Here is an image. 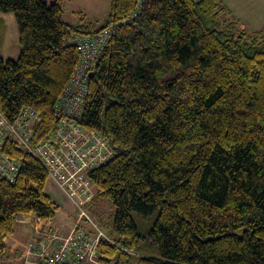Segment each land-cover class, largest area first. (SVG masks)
I'll return each mask as SVG.
<instances>
[{
  "label": "trees",
  "instance_id": "obj_1",
  "mask_svg": "<svg viewBox=\"0 0 264 264\" xmlns=\"http://www.w3.org/2000/svg\"><path fill=\"white\" fill-rule=\"evenodd\" d=\"M59 1L0 0L21 48L17 60L0 54V111L13 121L35 109V141L51 133L52 107L79 62L71 34L113 25L82 123L115 155L88 175L116 210L115 241L148 255L137 264H264V30L239 31L223 0H111L99 27L67 23ZM5 145L22 169L14 184L0 179V256L17 216L58 210L45 169ZM134 213L150 221L144 233ZM100 245L104 264H132Z\"/></svg>",
  "mask_w": 264,
  "mask_h": 264
},
{
  "label": "built area",
  "instance_id": "obj_2",
  "mask_svg": "<svg viewBox=\"0 0 264 264\" xmlns=\"http://www.w3.org/2000/svg\"><path fill=\"white\" fill-rule=\"evenodd\" d=\"M113 29L112 25L99 33L71 34L67 44L79 51V62L52 107L57 123L51 133L35 141V127L42 123L35 109H23L13 121L0 111V179L14 184L21 172V163L5 152V144L13 142L38 161L47 178L62 189L74 208V225L69 231L52 217L47 220L32 214L16 217L15 223L31 225L37 237V241H31L26 248V264L31 258L37 264H104L109 260L100 249L101 243L133 255L104 234L86 209L95 197L89 173L115 157L107 137L82 123L90 73H94L99 64ZM85 226L91 230L84 229Z\"/></svg>",
  "mask_w": 264,
  "mask_h": 264
},
{
  "label": "rangeland",
  "instance_id": "obj_3",
  "mask_svg": "<svg viewBox=\"0 0 264 264\" xmlns=\"http://www.w3.org/2000/svg\"><path fill=\"white\" fill-rule=\"evenodd\" d=\"M43 1L48 5H52L53 2L57 0ZM59 3L63 10V20L72 25H88L92 23L99 27V23H102L109 15L111 7V0H61ZM236 4H241L246 11L249 9V14L252 13V9L258 13L264 10V3H262V0H236ZM235 12V16L245 19L246 21L242 20V22H246L249 26L245 34L248 36L255 34L252 28L256 25L251 19L252 15L243 13L242 9H238V11L236 10ZM253 15L255 18V14ZM262 29L264 30V28ZM260 30L261 29H259V31ZM18 37L19 29L14 14L12 12L0 13V54L4 60H17L20 57L21 48ZM92 188L96 194V188H94L93 185ZM45 190L58 207L55 213L59 223L65 231L71 230L75 220L74 208L71 201L66 197L62 189L57 188L51 179L48 180ZM86 209L104 234L113 239L117 238V236L112 233V220L116 210L108 199L95 196L93 200L86 205ZM133 216L139 232L144 233L148 229L150 221L137 213H134ZM15 226L14 233L8 237L7 250L0 256V264H26V248L31 241H37V237L33 235L31 231V225H20L16 223ZM84 229L91 230L89 226H85ZM132 254V264H137V259L139 257L148 256L140 254L138 250H134ZM29 260L28 264H37L35 259L31 258Z\"/></svg>",
  "mask_w": 264,
  "mask_h": 264
},
{
  "label": "crops",
  "instance_id": "obj_4",
  "mask_svg": "<svg viewBox=\"0 0 264 264\" xmlns=\"http://www.w3.org/2000/svg\"><path fill=\"white\" fill-rule=\"evenodd\" d=\"M196 1H201V0H196ZM223 3H224V5L226 6V7H228V8H230L231 9V11H232V13H233V15L235 16L236 15V10L238 11V9H242V12L243 13H245V14H249L248 13V11H249V9L246 11L245 9H244V7H242V5L241 4H236V0H223ZM262 3H264V0H262ZM252 16H251V19H252V21L255 23V25L256 26H254L253 28H252V30H254L255 32H257V31H259V29H262V28H264V10H262V12H260V13H258L257 11H255V10H253L252 9V13H250ZM249 14V15H250ZM253 14H255V18L253 17L254 15ZM236 17V16H235ZM236 19H238V20H240V25H239V27H238V30L239 31H242V32H247V29H248V25H247V23L246 22H242V20H244V21H246L245 19H243L242 17H239V18H237L236 17ZM56 221L59 223V221H58V218H57V216H56ZM60 224V223H59ZM21 225V224H20ZM61 225V224H60Z\"/></svg>",
  "mask_w": 264,
  "mask_h": 264
},
{
  "label": "water",
  "instance_id": "obj_5",
  "mask_svg": "<svg viewBox=\"0 0 264 264\" xmlns=\"http://www.w3.org/2000/svg\"><path fill=\"white\" fill-rule=\"evenodd\" d=\"M93 74H94L93 72H92V73H90V78H91V76H93Z\"/></svg>",
  "mask_w": 264,
  "mask_h": 264
}]
</instances>
